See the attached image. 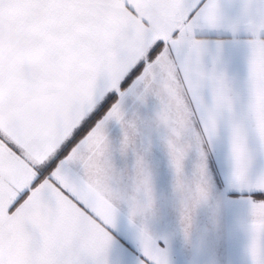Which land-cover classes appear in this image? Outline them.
<instances>
[{"label": "snow or ice", "instance_id": "6c2138e0", "mask_svg": "<svg viewBox=\"0 0 264 264\" xmlns=\"http://www.w3.org/2000/svg\"><path fill=\"white\" fill-rule=\"evenodd\" d=\"M0 264H264V0H0Z\"/></svg>", "mask_w": 264, "mask_h": 264}]
</instances>
